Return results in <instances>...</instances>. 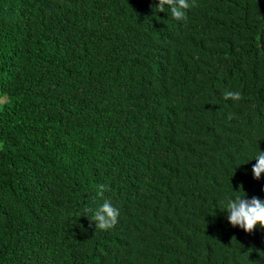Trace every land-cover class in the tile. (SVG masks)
Returning <instances> with one entry per match:
<instances>
[{
    "label": "trees",
    "instance_id": "16d2710c",
    "mask_svg": "<svg viewBox=\"0 0 264 264\" xmlns=\"http://www.w3.org/2000/svg\"><path fill=\"white\" fill-rule=\"evenodd\" d=\"M188 2L0 0V264H264V0Z\"/></svg>",
    "mask_w": 264,
    "mask_h": 264
},
{
    "label": "clouds",
    "instance_id": "9594fccd",
    "mask_svg": "<svg viewBox=\"0 0 264 264\" xmlns=\"http://www.w3.org/2000/svg\"><path fill=\"white\" fill-rule=\"evenodd\" d=\"M165 5L170 6L172 17L175 20H186V11L190 8L188 0H158L154 8L157 12H165ZM224 99H231L232 101H240L243 99L239 91H225ZM256 163L252 167L254 179L259 180L261 174L264 173V151H260L254 158ZM104 186L101 185L100 189ZM242 189V185H241ZM240 191V190H239ZM244 192V191H243ZM99 195L102 193L99 191ZM91 211L90 209H86ZM228 213L227 220L233 227H239L245 233H252L257 225L264 229V201L256 196L250 200L245 195H234V197H226L225 210ZM119 211L117 208L105 202L102 206L93 212L92 220L96 222V229L105 231L113 228L117 223Z\"/></svg>",
    "mask_w": 264,
    "mask_h": 264
},
{
    "label": "rangeland",
    "instance_id": "374dc122",
    "mask_svg": "<svg viewBox=\"0 0 264 264\" xmlns=\"http://www.w3.org/2000/svg\"><path fill=\"white\" fill-rule=\"evenodd\" d=\"M2 99V98H1Z\"/></svg>",
    "mask_w": 264,
    "mask_h": 264
}]
</instances>
